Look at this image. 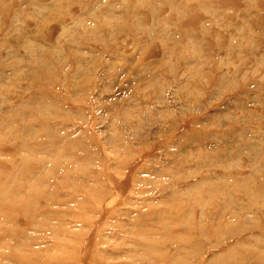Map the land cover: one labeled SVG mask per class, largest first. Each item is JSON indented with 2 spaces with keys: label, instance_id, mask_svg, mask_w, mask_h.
<instances>
[{
  "label": "rangeland",
  "instance_id": "1",
  "mask_svg": "<svg viewBox=\"0 0 264 264\" xmlns=\"http://www.w3.org/2000/svg\"><path fill=\"white\" fill-rule=\"evenodd\" d=\"M0 264H264V0H0Z\"/></svg>",
  "mask_w": 264,
  "mask_h": 264
},
{
  "label": "bare ground",
  "instance_id": "2",
  "mask_svg": "<svg viewBox=\"0 0 264 264\" xmlns=\"http://www.w3.org/2000/svg\"><path fill=\"white\" fill-rule=\"evenodd\" d=\"M85 11H86V10H85ZM160 18H161V17H160ZM152 25H153V24H152ZM220 26H221V25H220ZM71 65H72V64H71ZM36 70H37V68H36ZM211 72H212V71H211ZM66 76H67V75H66ZM65 81H66V80H65ZM239 84H240V83H239ZM227 90H228V89H227ZM30 112H31V111H30ZM180 125H181V124H180ZM175 131H176V130H175ZM253 158H254V157H253ZM225 191H227V190H225ZM227 192H228V191H227ZM222 193H224V191H222ZM120 195H121V194H120ZM210 196H211V195H210ZM227 196H228V195H227ZM209 198H210V197H209ZM213 198H214V197H213V195H212V200H213ZM216 198H217V197H216ZM255 199H256V198H255ZM205 200H206V199H205ZM207 200H208V198H207ZM207 200H206V201H207ZM257 200H258V199H257ZM206 203H207V202H206ZM176 209H177V208H176ZM159 220H160V219H159ZM159 220H158V221H159ZM163 220H164V219H163Z\"/></svg>",
  "mask_w": 264,
  "mask_h": 264
}]
</instances>
